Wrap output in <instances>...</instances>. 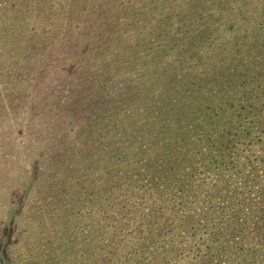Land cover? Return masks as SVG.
<instances>
[{
	"label": "trees",
	"instance_id": "trees-1",
	"mask_svg": "<svg viewBox=\"0 0 264 264\" xmlns=\"http://www.w3.org/2000/svg\"><path fill=\"white\" fill-rule=\"evenodd\" d=\"M138 1L145 7L141 13L144 29L137 40L140 52L109 49L111 57L103 65L107 81L118 87L112 103L122 110L123 120L114 128L123 131L114 129V136L128 142L127 157L141 163L130 176L127 170L124 175L132 180L127 182L130 187L137 183L132 188L146 204L134 200V207L125 213L128 219L131 214L139 217L135 232L147 242L139 240L115 254L126 264L177 261L179 246L188 249L192 242V208L199 207L206 211V236L218 235L223 241L209 240L197 253L218 264L233 253L240 257L238 264H247L242 254L251 258L252 252L235 248L231 241L245 242L254 234L264 237L263 225L245 231L249 215L238 209L242 192L235 186L240 181L264 184V0ZM94 5L100 4L72 0L59 9L51 5L41 15V8L33 6L30 15L52 20L69 7L62 16L72 20L63 27L68 33L64 38L75 39L71 50L82 57L91 51L90 46L81 47L83 34L94 24L77 27L75 32L73 22L81 13H90ZM5 7L17 6L0 4V9ZM77 33V38H68ZM106 34L102 29L99 34L90 31L95 37ZM87 55L85 60L93 63L94 54ZM258 194L260 207L252 214L263 224L264 188ZM175 219L179 225L166 231ZM221 223L227 227L225 232H220ZM149 251V257L145 256Z\"/></svg>",
	"mask_w": 264,
	"mask_h": 264
},
{
	"label": "rangeland",
	"instance_id": "rangeland-1",
	"mask_svg": "<svg viewBox=\"0 0 264 264\" xmlns=\"http://www.w3.org/2000/svg\"><path fill=\"white\" fill-rule=\"evenodd\" d=\"M71 1L0 0L1 5L17 6L0 9V264H126L115 253L142 240L135 232L139 217L131 214L128 219L125 211L134 207V200L146 203L137 198V183L130 187L127 182L132 180L124 175L127 170L130 176L141 163L127 157L128 142L114 136V129L123 131L114 128L123 120L122 110L112 103L118 87L105 78L103 63L117 48L140 52L137 40L145 7L138 0H96L100 5L81 13L73 22L75 32L94 24L84 32L81 45L90 46L87 54H94L89 64L87 54H73L75 39L64 38L68 33L63 27L72 22L63 18L69 7L52 20L30 15L33 6L41 8V15L51 5L59 9ZM21 6L28 7L17 12ZM101 29L105 37L90 35ZM121 81L128 84L125 77ZM235 186L242 192L238 209L249 215L245 231L257 230L256 224L264 230L252 214L260 207L258 193L264 184L240 181ZM199 209L192 208L195 230L190 231L189 248L179 246L178 264L185 259L186 264H218L197 253L209 240L223 241L218 235L206 236V211ZM176 220L166 231L179 225ZM223 224L220 232L227 230ZM237 241H231L235 248L252 252L251 258L242 254L247 264H264L263 236ZM232 254L221 264H238L240 257Z\"/></svg>",
	"mask_w": 264,
	"mask_h": 264
}]
</instances>
